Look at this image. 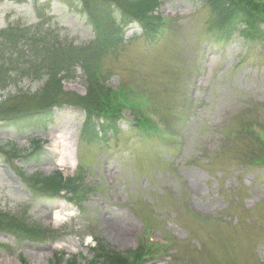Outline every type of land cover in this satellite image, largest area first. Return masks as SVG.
Instances as JSON below:
<instances>
[{"label":"rangeland","instance_id":"1","mask_svg":"<svg viewBox=\"0 0 264 264\" xmlns=\"http://www.w3.org/2000/svg\"><path fill=\"white\" fill-rule=\"evenodd\" d=\"M158 13L168 20L158 44L139 28L127 30L115 51L104 57L94 50L93 67L77 62L62 90L45 78L0 93V113L11 103L38 110L62 101L49 108L52 124L23 137L0 118V211L60 233L56 241L17 243L0 230V264H56V254L59 264L73 255L90 259L97 236L127 253L149 241L145 235L170 243L150 264H264V146L257 137L264 139V41L251 48L240 31L224 38L209 0H161ZM39 24L59 34L67 53L93 46L83 16L60 0H0V29ZM99 67L126 109L120 132L85 141L87 114L76 101L100 86ZM142 114L144 128H165L162 118L175 131L148 132L136 122ZM59 132L75 143V168L58 163L54 150L65 149L53 138ZM32 140L43 141L41 153L23 159L38 150ZM58 171L80 173L96 192L38 197L27 179L39 174L43 182Z\"/></svg>","mask_w":264,"mask_h":264},{"label":"trees","instance_id":"2","mask_svg":"<svg viewBox=\"0 0 264 264\" xmlns=\"http://www.w3.org/2000/svg\"><path fill=\"white\" fill-rule=\"evenodd\" d=\"M71 9H80V14L86 20L95 35L93 46L76 49L67 53L62 38L52 29H44L42 25L22 27L10 26L0 30V93L8 88L18 87L25 80H43L47 84L66 81L78 62L84 68L93 67L96 52L106 56L126 42V31L139 28L147 43L158 44L166 32L168 22L162 18L157 10L160 0H60ZM213 15L217 16L218 28L226 34L241 31L251 47L264 41V1L263 0H209ZM225 34V35H226ZM70 46V45H69ZM72 49V50H74ZM95 50V51H94ZM100 58V57H99ZM103 80L101 67L97 82L90 89L87 97H78L76 104L87 114L86 132H93L97 127L109 130L118 128L123 106L117 93L107 87ZM23 92L10 95L8 100L22 96ZM43 95L37 94L36 97ZM7 100V101H8ZM60 98L48 102L44 109L33 110V107L23 108L13 103L7 105L0 118L9 121L7 124L15 128L19 135L42 126L52 120V111L49 109L55 103L62 105ZM6 102V101H5ZM75 102V101H74ZM49 105V106H48ZM1 110V109H0ZM141 126L146 122L138 120ZM264 146V144H262ZM40 146V144H36ZM34 154H40L41 150ZM40 188L48 194H60L66 191L77 194L79 181L65 180L61 174L46 177L38 181ZM51 192V193H49ZM0 230L9 232L19 238H30L35 241L55 240L53 231L33 227L26 218L10 217L0 212ZM159 248L141 244L136 250L126 254L102 239L98 240L97 247L93 248L90 259L83 256H73L65 264H148ZM62 261L56 257V264Z\"/></svg>","mask_w":264,"mask_h":264},{"label":"bare ground","instance_id":"3","mask_svg":"<svg viewBox=\"0 0 264 264\" xmlns=\"http://www.w3.org/2000/svg\"><path fill=\"white\" fill-rule=\"evenodd\" d=\"M53 138H56L58 144H62V146L65 148L63 152H58L56 149L54 150V153H56L58 156V163L61 166H65L68 168H75L76 166V159L75 157L73 158V153L70 152L69 150L75 143L72 140V137L69 135H63L60 132L56 133ZM53 155V153H52ZM75 159V160H74ZM57 221L61 220V215L57 214Z\"/></svg>","mask_w":264,"mask_h":264}]
</instances>
